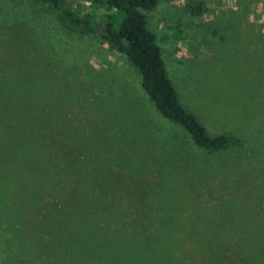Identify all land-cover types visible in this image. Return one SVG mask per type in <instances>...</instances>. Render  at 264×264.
<instances>
[{
    "label": "rangeland",
    "instance_id": "1",
    "mask_svg": "<svg viewBox=\"0 0 264 264\" xmlns=\"http://www.w3.org/2000/svg\"><path fill=\"white\" fill-rule=\"evenodd\" d=\"M141 11L180 102L244 144L199 148L107 40L0 0V264H264V0Z\"/></svg>",
    "mask_w": 264,
    "mask_h": 264
},
{
    "label": "trees",
    "instance_id": "2",
    "mask_svg": "<svg viewBox=\"0 0 264 264\" xmlns=\"http://www.w3.org/2000/svg\"><path fill=\"white\" fill-rule=\"evenodd\" d=\"M49 1L58 10L62 21L81 25L87 32L100 36L124 53L140 72L141 86L160 115L180 125L196 146L213 152L244 144L242 138L231 133L208 134L198 117L180 102L175 85L167 74L156 36L147 27L141 11L151 9L159 0H84L91 9L86 12L78 7L72 8L70 3L83 0ZM98 10H102V18L98 16ZM193 11L200 14V6H194Z\"/></svg>",
    "mask_w": 264,
    "mask_h": 264
},
{
    "label": "crops",
    "instance_id": "3",
    "mask_svg": "<svg viewBox=\"0 0 264 264\" xmlns=\"http://www.w3.org/2000/svg\"><path fill=\"white\" fill-rule=\"evenodd\" d=\"M49 235H44L43 237H48ZM58 236V235H57ZM64 238V237H63ZM59 239V240H66V239ZM59 240H55L53 243L57 244V245H63L65 246L66 243H70L71 246L74 245V241L72 238H70V240H67L66 242L65 241H59ZM78 243V242H77Z\"/></svg>",
    "mask_w": 264,
    "mask_h": 264
}]
</instances>
